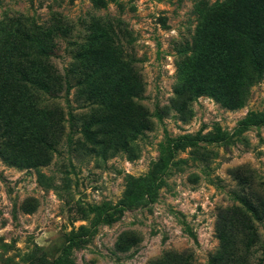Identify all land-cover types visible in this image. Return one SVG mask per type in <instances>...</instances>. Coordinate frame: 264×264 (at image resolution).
Instances as JSON below:
<instances>
[{"label": "rangeland", "instance_id": "rangeland-1", "mask_svg": "<svg viewBox=\"0 0 264 264\" xmlns=\"http://www.w3.org/2000/svg\"><path fill=\"white\" fill-rule=\"evenodd\" d=\"M236 2L0 0V121L17 110L5 91L15 43L39 32L60 72L85 80L47 104L77 124L94 117L108 141L149 125L139 158L96 160L81 144L94 135L67 123L42 167L57 190L0 155V264H179L165 260L170 252L211 264L222 246L235 249L233 232L218 237L220 211L243 198L264 210V16L251 47L239 39L249 11ZM93 67L107 73L88 82ZM140 76L147 115L126 94ZM192 87L204 93L192 97ZM28 113L2 144L11 157H42L36 136L55 132ZM255 224L264 239V217Z\"/></svg>", "mask_w": 264, "mask_h": 264}, {"label": "trees", "instance_id": "trees-1", "mask_svg": "<svg viewBox=\"0 0 264 264\" xmlns=\"http://www.w3.org/2000/svg\"><path fill=\"white\" fill-rule=\"evenodd\" d=\"M236 1L239 9L249 11L243 19V29L239 39L247 42L251 47H257L260 43V22L264 16L262 0ZM236 14L235 11L229 13L230 16ZM69 31L70 27L67 29V32ZM43 43L47 42L41 33L38 32L36 35L32 32L24 33L23 38L15 43L16 47L12 52L13 58L5 67L6 101L8 105H14L17 110L14 116H6L0 121V155L4 160L17 168H34L42 186L59 189L60 187L53 185L52 178H48L47 182L42 167L51 163L50 151L56 150L60 144L67 123L74 129L81 128L80 132L83 135L86 133L94 135L91 145L85 142L81 144L88 151V154L96 160L113 158L118 155H126L130 160L139 158V141L142 139L144 131L149 129L145 120H141L142 122L138 125L121 132L118 137L108 141L99 126L101 122L95 121L94 117L90 118L92 120H84L81 116L78 119L79 124H77L71 111L65 113V110L59 105L46 103L45 96L57 99L64 93L67 98L72 89V81L77 80V84H81L85 80L82 78L73 79L75 78L72 74L73 71L69 72L67 69L64 73L60 72L53 62L56 48ZM106 73L103 67H93L91 70L84 69L83 75L87 77L89 82L91 78L101 77ZM132 85L126 87V94L136 101L134 104L141 105V109L144 110L143 113L147 115V108L140 103L145 91L142 77L140 76L138 82L134 84L135 86ZM202 93L204 91L198 87L191 89L192 97ZM185 109H189V102L185 105ZM28 110L39 111L43 116L51 119L56 127L55 132L49 137L41 134L36 136L35 145L42 146L41 149L45 151L42 157H37L36 154L24 158L11 157L4 151L2 144L14 138L18 121L29 115ZM89 120L90 122H88ZM243 201V206L220 211L217 222L218 237L223 242L225 232L231 231L238 236L236 238L238 242H236L232 252L225 251L223 246L218 249L216 254L211 256V264H222V260L228 261L227 264H264V239L255 226V221L264 217V210L252 206L245 198ZM225 246L227 250L228 247L226 244ZM165 257L166 261L172 260L179 264H192L191 256L185 257V254L170 252Z\"/></svg>", "mask_w": 264, "mask_h": 264}]
</instances>
